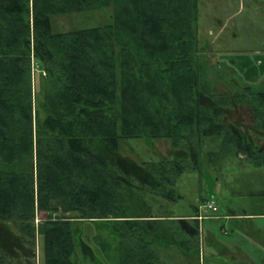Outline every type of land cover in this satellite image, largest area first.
<instances>
[{
    "label": "trees",
    "instance_id": "16d2710c",
    "mask_svg": "<svg viewBox=\"0 0 264 264\" xmlns=\"http://www.w3.org/2000/svg\"><path fill=\"white\" fill-rule=\"evenodd\" d=\"M198 4L0 0V227L33 253L38 235L39 264H75V250L84 264H168L158 249L171 246L194 264L199 215L163 207L177 177L231 155L264 168V91L205 82ZM97 11L104 23L55 26ZM233 102L251 109L261 144L225 122ZM157 138L171 140V158L136 163L118 151L122 140ZM38 210L46 216L35 224ZM74 221L95 223L101 257ZM11 259L0 240V264Z\"/></svg>",
    "mask_w": 264,
    "mask_h": 264
},
{
    "label": "rangeland",
    "instance_id": "374dc122",
    "mask_svg": "<svg viewBox=\"0 0 264 264\" xmlns=\"http://www.w3.org/2000/svg\"><path fill=\"white\" fill-rule=\"evenodd\" d=\"M106 15L97 11L59 16L55 26L69 30L100 24L107 19ZM197 22L199 39L208 44L204 50L207 66L202 78L212 84V90L231 94L249 87L252 92L264 91V0H199ZM224 119L245 139L256 144L263 142V136L253 128V114L246 104L233 102L225 109ZM172 150L168 138L128 139L120 141L118 146L121 155L136 163L167 160L172 157ZM175 189L176 199L163 202L165 210L186 218H193L196 211V215H201L200 259H195L194 264H239L237 257L231 260L222 253L223 243L231 251L244 247L250 251L254 264H264L263 167H254L231 155L222 161L206 162L200 170L180 174ZM207 201H213L217 211L204 213ZM45 216V212L36 211L34 222L40 223ZM72 228H81L88 246L100 256L94 239L98 233L95 223L74 221ZM249 238L254 246L245 247ZM39 243L36 235L33 264H39ZM158 254L168 264H191L175 246L160 248ZM101 259L104 264H116L113 260ZM72 260L75 264H84L81 251L75 250Z\"/></svg>",
    "mask_w": 264,
    "mask_h": 264
},
{
    "label": "flooded vegetation",
    "instance_id": "af4514ba",
    "mask_svg": "<svg viewBox=\"0 0 264 264\" xmlns=\"http://www.w3.org/2000/svg\"><path fill=\"white\" fill-rule=\"evenodd\" d=\"M36 224L39 223V221L35 222ZM0 224H3L0 222ZM4 228L1 226L0 227V240L3 241L4 245L8 248V251L10 252L11 260L13 264H21L19 261L20 253L28 251L33 254V256L36 255V253H33V251L30 248H26L23 245H21V242L17 237H15L12 234L5 233L4 234Z\"/></svg>",
    "mask_w": 264,
    "mask_h": 264
},
{
    "label": "crops",
    "instance_id": "0c3cea01",
    "mask_svg": "<svg viewBox=\"0 0 264 264\" xmlns=\"http://www.w3.org/2000/svg\"><path fill=\"white\" fill-rule=\"evenodd\" d=\"M195 214H197V211ZM177 217L183 218L184 216H177ZM184 218L188 219L189 217L187 218L184 217ZM246 241H249V242L247 243L245 247L254 246L251 238L246 239ZM221 247H222V253H224V255H227L231 260H234L237 257L239 264H254V261L250 260V256H249L250 251H247L244 247H241V248L235 247L234 251H231L228 248H226L225 243H223ZM238 250H240V252H238Z\"/></svg>",
    "mask_w": 264,
    "mask_h": 264
},
{
    "label": "built area",
    "instance_id": "2783aa9c",
    "mask_svg": "<svg viewBox=\"0 0 264 264\" xmlns=\"http://www.w3.org/2000/svg\"><path fill=\"white\" fill-rule=\"evenodd\" d=\"M208 211H217V208L215 206V203L213 201H207L205 202L204 208H203V212L207 213ZM201 215L198 216V218H200ZM204 216H208V215H203Z\"/></svg>",
    "mask_w": 264,
    "mask_h": 264
}]
</instances>
